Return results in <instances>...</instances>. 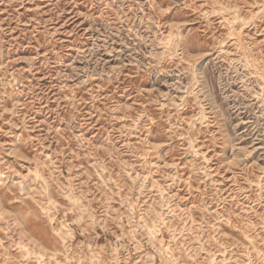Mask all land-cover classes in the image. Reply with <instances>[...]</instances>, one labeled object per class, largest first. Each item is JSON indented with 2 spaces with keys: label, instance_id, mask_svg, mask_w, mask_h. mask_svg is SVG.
<instances>
[{
  "label": "rangeland",
  "instance_id": "rangeland-1",
  "mask_svg": "<svg viewBox=\"0 0 264 264\" xmlns=\"http://www.w3.org/2000/svg\"><path fill=\"white\" fill-rule=\"evenodd\" d=\"M0 264H264V0H0Z\"/></svg>",
  "mask_w": 264,
  "mask_h": 264
}]
</instances>
